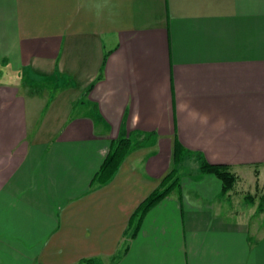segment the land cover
Returning a JSON list of instances; mask_svg holds the SVG:
<instances>
[{"label": "crops", "instance_id": "0c3cea01", "mask_svg": "<svg viewBox=\"0 0 264 264\" xmlns=\"http://www.w3.org/2000/svg\"><path fill=\"white\" fill-rule=\"evenodd\" d=\"M0 64V264H264V0H0Z\"/></svg>", "mask_w": 264, "mask_h": 264}, {"label": "trees", "instance_id": "16d2710c", "mask_svg": "<svg viewBox=\"0 0 264 264\" xmlns=\"http://www.w3.org/2000/svg\"><path fill=\"white\" fill-rule=\"evenodd\" d=\"M99 78V77H98ZM93 84H90L87 88V92L92 88ZM54 88L53 85L50 86L48 89L50 92ZM141 145V140L139 141H130V138H125L121 135L116 141V143L112 146L111 150L106 155L101 167L96 172L93 178V183L104 184L108 182L111 177L115 174L116 170L118 169L120 163L124 159V157L134 148ZM180 152L178 149H174V160L177 163L181 158ZM199 169L203 173H210L218 177L222 182V193L225 194L228 192L234 185L237 180V176L233 174L230 169L223 164H211L206 162L203 158L199 155ZM178 160V161H177ZM179 179L176 173V170H172L167 173L161 183L160 186L151 192L146 199H144L140 205L136 208L133 212L130 220L128 222V229L130 231V236H133L139 226V222L142 216L152 207L154 206L160 199L166 196L175 186L178 185ZM264 201V198H263ZM262 201V203H263Z\"/></svg>", "mask_w": 264, "mask_h": 264}, {"label": "rangeland", "instance_id": "374dc122", "mask_svg": "<svg viewBox=\"0 0 264 264\" xmlns=\"http://www.w3.org/2000/svg\"><path fill=\"white\" fill-rule=\"evenodd\" d=\"M16 75L15 73H8L6 71V67L3 64H0V82H11L12 81V77ZM18 76V75H17ZM25 77H23V79L20 77V80H24ZM23 84V82H22ZM24 84H27L28 86H30L32 89L36 88L40 89V88H44L47 87L49 88L50 86L53 85V81L52 80H48V79H41V80H37V81H32L30 80L29 82L27 81V83L24 81ZM22 86V85H21ZM55 86V83H54ZM50 94V93H49ZM200 164V162H198L197 160H194V158L189 162V169H196V166L198 167Z\"/></svg>", "mask_w": 264, "mask_h": 264}]
</instances>
